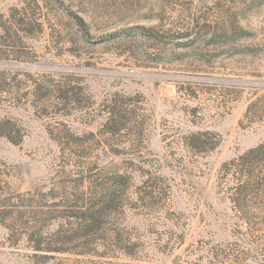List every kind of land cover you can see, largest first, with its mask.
<instances>
[{
  "label": "rangeland",
  "instance_id": "374dc122",
  "mask_svg": "<svg viewBox=\"0 0 264 264\" xmlns=\"http://www.w3.org/2000/svg\"><path fill=\"white\" fill-rule=\"evenodd\" d=\"M114 103L127 124L109 136ZM0 122L18 142L0 137V264H264L218 179L264 141V0H0ZM204 132L215 150L186 147ZM113 163L126 204L91 238L121 249L56 244Z\"/></svg>",
  "mask_w": 264,
  "mask_h": 264
},
{
  "label": "trees",
  "instance_id": "16d2710c",
  "mask_svg": "<svg viewBox=\"0 0 264 264\" xmlns=\"http://www.w3.org/2000/svg\"><path fill=\"white\" fill-rule=\"evenodd\" d=\"M74 90L75 88L59 89L55 94L57 102H63L67 97L72 96ZM116 106L117 103H114L113 107H107L105 111L106 117L102 125L103 134L115 136L127 124V119L123 114L126 113V110L124 107ZM256 111V107H252L250 104L245 117H248L251 112L256 113ZM251 118L253 120L255 117ZM256 118L258 121L261 120L259 117ZM8 124L9 122H0V137L16 145L18 142L10 139V131L7 130ZM20 132L18 129L17 133ZM212 136L207 132L194 133L188 137L185 145L196 153L210 152L215 150L218 145L217 140L211 141L213 140ZM111 166L112 171L109 174L98 170L95 165L93 166L94 171L97 170L95 173L97 177L91 181L93 187L89 193L90 197L86 199L85 192H82L74 195V198L68 202L69 211L63 218L74 222L68 223L67 230L62 227L64 240L57 239L56 244L60 246L76 244L75 246L83 248L80 255L92 254L94 250L97 252L95 248L99 243L106 246L104 242H109L107 244L116 250L121 249L117 247L120 243L118 237L108 241L105 240V237L91 238L102 230V226L109 218L122 211L126 204L127 184L130 177L126 174H117L118 166L116 167L115 163ZM90 173H92L91 170ZM218 179L236 221L234 223L236 233L245 237H264V141L224 163L219 170ZM78 182L82 184L84 178ZM38 219L40 221V218ZM26 241L36 252H67L62 247L54 249H50L48 245L44 247L46 243L43 239L37 238L33 234L27 235ZM90 247L93 249H89Z\"/></svg>",
  "mask_w": 264,
  "mask_h": 264
}]
</instances>
